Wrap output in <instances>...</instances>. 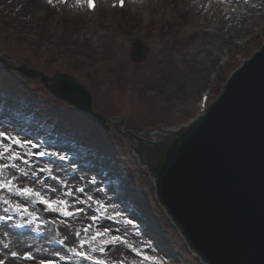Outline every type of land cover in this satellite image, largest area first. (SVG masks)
<instances>
[{
    "label": "rangeland",
    "instance_id": "obj_1",
    "mask_svg": "<svg viewBox=\"0 0 264 264\" xmlns=\"http://www.w3.org/2000/svg\"><path fill=\"white\" fill-rule=\"evenodd\" d=\"M98 1L90 13L85 0H53L52 5L47 0H0V131L36 144L32 153L57 154L44 160L25 157L30 165L16 163L28 175L7 169L4 177L15 174L17 186L67 201L71 213V206L77 211L88 205L96 211L90 217H104L119 229L107 228L108 236L96 242L91 233L97 230L91 226L84 234L78 217L50 215L53 210L36 198L22 201L0 190V217L5 218L0 220V254L17 256L18 244L4 233L23 226L24 232L34 231L72 254L73 248L84 252L80 241L86 240L89 250L84 253L106 264H202L160 207L152 176L140 166L126 134L155 142V132L194 120L201 96L208 93L209 103L213 101L243 61L263 47L264 0H126L123 10L111 8L109 2L116 0ZM222 4L249 15L228 14ZM139 39L150 48L142 65L129 58ZM7 65L76 78L87 86L94 110L107 119L110 131L57 100L38 77L27 78ZM60 155L66 159L59 160ZM5 162L11 163L0 160ZM16 204L34 215L17 212ZM112 236L126 241L122 249L120 243L105 245ZM101 247L104 252L98 251ZM25 255L34 256L21 251L19 261L3 264H35L34 257Z\"/></svg>",
    "mask_w": 264,
    "mask_h": 264
},
{
    "label": "water",
    "instance_id": "obj_2",
    "mask_svg": "<svg viewBox=\"0 0 264 264\" xmlns=\"http://www.w3.org/2000/svg\"><path fill=\"white\" fill-rule=\"evenodd\" d=\"M149 52L138 40L131 61L141 64ZM15 69L40 78L59 100L110 130L87 87L74 77ZM126 137L145 161L142 165L136 153L152 176L160 205L204 264H264V47L189 126L154 146Z\"/></svg>",
    "mask_w": 264,
    "mask_h": 264
},
{
    "label": "snow or ice",
    "instance_id": "obj_3",
    "mask_svg": "<svg viewBox=\"0 0 264 264\" xmlns=\"http://www.w3.org/2000/svg\"><path fill=\"white\" fill-rule=\"evenodd\" d=\"M49 5L53 4V0H47ZM61 2H63V0H61ZM245 2L247 3V0H245ZM87 6L88 8H94V3L93 0H87ZM121 6H123V0H121ZM19 147L21 149H28L27 151H21V152H17L15 150V147ZM38 147L36 144H32L30 141L28 140H22L21 138H18L17 135H11L9 132L5 131H0V160H5L7 159V161H10L11 163H0V190H7L10 193H13L14 195H18L21 196L24 199H29V198H36L38 200L39 203L44 204L47 208H49L50 210L56 211L59 209H63L62 214L64 216H72V215H78L80 212H83V209H78L76 213H71L68 211V203L67 201L64 200H57V201H53L50 200L48 198H46L45 196L41 195L40 192L35 191L33 188L31 187H19L17 186V184L15 183V181L17 180V176L15 174H13L11 177H4V172L7 169H12L15 172H20L21 176H26L28 175L27 172L22 171L18 164L16 163V161H20L21 163H23L24 165H30V160L25 158V157H36V158H41L44 157L45 155H51L53 157H55L57 154L56 153H46V152H39V153H32L30 151V148H36ZM58 159L61 161H64L66 159L65 156L60 155L58 156ZM45 169H40V171H44ZM33 175H35V172H33ZM55 178V177H53ZM76 191L79 192H83L84 189L83 188H78L76 189ZM67 195L71 196L73 195V193L71 191H69L67 193ZM89 200L92 199L91 196L88 197ZM4 203H8L7 200L4 201ZM101 208L104 207V205H100ZM15 209L17 212H20L21 210H23L25 213H27L29 216H33V213L28 212L27 208H22V206L20 204H16L15 205ZM5 211H8V209H5ZM5 219L4 217H0V220ZM7 219H11V217H8ZM90 219L95 222L97 220L96 216H92L90 217ZM129 223H131V221H129ZM91 227V226H89ZM85 233L88 232V229L86 228ZM110 229H103V231H97L95 235H93L91 237V239L93 241H95L98 237L107 235L110 233ZM77 236H79V233H77ZM87 241L86 240H81L80 241V247L83 248L85 243ZM63 243V242H61ZM118 243L123 244L126 243V241L122 240V238L120 236H112L110 240H106L105 241V245H111L113 247H115ZM71 251L78 256H81L84 259H88V260H92L93 264H106L105 261L103 260H98L95 257L89 256L84 252L81 251H77L75 248L71 249ZM93 251H97V249H93ZM98 251L100 252H104L105 248L101 247L98 249ZM139 254V253H138ZM16 253H13V256H15ZM24 259H33V257L31 255H25ZM145 259H147V257H145ZM0 264H3V262H0Z\"/></svg>",
    "mask_w": 264,
    "mask_h": 264
},
{
    "label": "bare ground",
    "instance_id": "obj_4",
    "mask_svg": "<svg viewBox=\"0 0 264 264\" xmlns=\"http://www.w3.org/2000/svg\"><path fill=\"white\" fill-rule=\"evenodd\" d=\"M215 1H217V0H213L212 2H215ZM112 2H115V1H112ZM212 6H213V4H212ZM252 16L253 15H251V17ZM143 142L150 144L147 140H144ZM103 194H104V192H103ZM80 195H82V194H80ZM105 197L107 198V196H105ZM16 198L21 199L22 201L27 200V199H24L22 197H16ZM89 205H92V204H89ZM83 208H85L86 210L84 209L83 212H80L78 215H72L71 216V217H74L75 219L78 217L79 220L77 222V226L79 228H81V225L84 222L83 227L81 228L82 230H84L85 228H88L90 225V226H93L97 231L98 230L101 231V230H103L102 226H101L102 222L106 224L105 225L106 228L112 227L114 231H116V228L119 229L115 225V223H113L111 221H109L110 223L107 222L104 217H98L97 220L95 222H93L90 219V216L94 215L96 213V211L89 208L88 205L83 207ZM71 209L74 211L73 213L77 212V211H75L74 207H72V206H71ZM48 213L50 215H53V216H63V214L60 213L59 210L51 211ZM87 215L89 216L88 218H87ZM24 231H25V228L23 226H14L13 229H10V231L8 230L6 233H4V234L11 236L13 238L10 240L13 244H18L17 249H16L18 254H17V256L16 255L13 256L11 253H7V255L5 253H4L5 255L0 254V262L9 263L12 261H15V262L19 261L20 252L25 251V250H28V251H30V253H33L35 264H44L46 259L51 260L53 262V264H66V263L67 264H84V263H86V261H88L84 258H80V257L76 256L75 254H72L71 252L66 250L64 247L63 248L56 247L55 242L46 241L45 239L39 237L37 233H34V231L33 232H24ZM97 231H93L91 233V236L95 235ZM17 233L20 235H18ZM83 233L86 234L85 231H83ZM106 236H108V234L101 236V237H98L95 241L99 242V241L105 239ZM117 248L122 249L123 245L118 244ZM80 250H82L84 252H88L89 248L84 245L83 248L80 247ZM5 261H8V262H5ZM22 263L26 264V262H22Z\"/></svg>",
    "mask_w": 264,
    "mask_h": 264
}]
</instances>
